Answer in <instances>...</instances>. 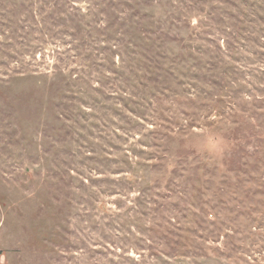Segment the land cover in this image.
<instances>
[{
    "label": "rangeland",
    "instance_id": "rangeland-1",
    "mask_svg": "<svg viewBox=\"0 0 264 264\" xmlns=\"http://www.w3.org/2000/svg\"><path fill=\"white\" fill-rule=\"evenodd\" d=\"M0 264H264V0H0Z\"/></svg>",
    "mask_w": 264,
    "mask_h": 264
}]
</instances>
